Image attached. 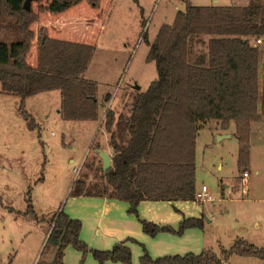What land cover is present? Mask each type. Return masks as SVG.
Masks as SVG:
<instances>
[{
    "label": "trees",
    "instance_id": "1",
    "mask_svg": "<svg viewBox=\"0 0 264 264\" xmlns=\"http://www.w3.org/2000/svg\"><path fill=\"white\" fill-rule=\"evenodd\" d=\"M24 1L0 0V15L13 20L21 35L20 41L11 44L0 42V92L21 97V112L31 129L36 123L25 109V100L53 90L61 92L63 119L98 120V82L84 76L95 53L93 44L41 32L36 64L28 61L35 38L31 26L39 13H61L83 0H45L37 13L25 9ZM87 1L99 5V0ZM184 2L185 8L177 10L174 20L163 23L153 41L147 40V60L155 63L158 77L135 95L127 113L116 115L108 109L103 119L107 145L113 152L111 167L103 168V187L126 200L129 212L138 217L143 200H196V143L204 123L216 120L223 130L235 123L237 165L245 173L251 159L252 123L264 118V0L208 6ZM258 38L262 44L255 43ZM109 98L107 94L105 101ZM86 187L85 178H77L73 193L82 194ZM29 202L27 213L35 214ZM139 219L152 237L204 225V217H184L177 230ZM81 229L80 219L64 209L56 212L46 242L55 249L50 264H63L70 245L88 251ZM92 252L100 263L132 264L131 248L124 241L110 250ZM234 254L264 260V247L237 238L222 250L221 257L206 249L158 258H152L144 247L140 264H222Z\"/></svg>",
    "mask_w": 264,
    "mask_h": 264
},
{
    "label": "rangeland",
    "instance_id": "2",
    "mask_svg": "<svg viewBox=\"0 0 264 264\" xmlns=\"http://www.w3.org/2000/svg\"><path fill=\"white\" fill-rule=\"evenodd\" d=\"M190 1L208 6L241 5L249 0ZM45 4V0L31 3L36 13ZM184 8V0H99L97 6L83 0L62 13H39L31 26L35 38L28 61L36 64L41 32L57 39L93 44L95 53L84 76L98 82L100 112L98 120H65L59 112L61 92H41L25 100V109L36 123L31 129L21 112V97L0 92V264H49L55 253L54 247L46 245L50 223L61 209L70 215L74 180L84 177L87 183L102 187L105 184L103 160L97 149L111 156L113 152L107 145L109 135L102 127L104 111L112 109L116 115L127 113L135 95L147 90L158 77L155 63L147 60V40L153 41L159 27L171 23L177 10ZM63 19H66L65 27L59 22ZM20 40L15 22L0 15V42L11 44ZM105 90L110 92L107 101ZM104 104H108L105 110ZM230 130L235 132L234 122ZM262 132V136L259 133L255 137L247 169L250 175L243 193L246 185L237 165V136L219 139L223 129L217 121L204 123L196 143L197 190L206 185L214 202H174L169 205L171 215L167 214L176 219L204 217L203 227L186 229L181 234L160 232L155 237L146 235L141 227V232L131 236L133 247L159 251L174 239L175 254L202 251L203 244L204 250L211 249L219 257L237 238L264 247ZM29 199L35 214L27 213ZM175 221L157 224L177 230L180 222ZM84 234L80 236L88 251L70 245L65 264H103L92 250L104 249H99L96 240L91 242ZM222 264H264V260L234 254Z\"/></svg>",
    "mask_w": 264,
    "mask_h": 264
},
{
    "label": "crops",
    "instance_id": "3",
    "mask_svg": "<svg viewBox=\"0 0 264 264\" xmlns=\"http://www.w3.org/2000/svg\"><path fill=\"white\" fill-rule=\"evenodd\" d=\"M248 3L249 1L241 5H247ZM235 4L237 5V3ZM65 20L66 19H63V22L59 20L60 24H63L64 27H65ZM104 92H107V94L110 93L109 91L106 90ZM104 92L102 93L104 94ZM105 108L106 105L104 104L103 109L105 110ZM104 117H105V111L102 119H104ZM231 125L232 123L230 124V127L228 129L223 130V134H229L227 138L237 136L236 130L235 132L230 130ZM262 131H264V118L259 122L252 123L251 156L255 146V137L257 138L258 137L257 134H259L260 132L263 133ZM244 183L246 185L247 181H245ZM246 189H247V185L245 188H243L242 192L245 193ZM228 194H231V192H229ZM72 200H73L71 205L72 210L69 212L70 216L71 217L74 216L73 218L77 216L82 219L81 233H85L84 236L86 239H88L91 242H94V240H96L97 243L96 246L99 249H104V250H110L111 247L114 246L116 243L124 241L131 248V251L133 250L132 251L133 264H140V258L144 254V248L142 250L140 248L133 247V242L130 239L132 238L131 236L133 234H138L139 231L141 232L142 224L140 222V219H138V217L134 213L129 212L130 205L126 200L116 197L113 191L105 189L104 187H102V185L98 186L97 184H92V183H87V187L82 194L73 193ZM174 202H185V201L184 200H177V201L143 200L140 202L138 206L139 217L141 219H146L160 224H169L168 223L169 220H177L175 222H181L182 219L180 217H178L177 219L175 217H172L174 219L169 217L171 215L169 205H171ZM167 214L170 215L168 216ZM48 231L50 232V228ZM145 234L148 235L147 233ZM174 241H175L174 239H170L167 242L168 245H166L164 249H160L159 251L151 252L149 249H147V251L149 252L152 258H158L170 254L174 255L177 252V251L172 252L174 248ZM202 246H203L202 249L203 251L204 245L202 244ZM202 251H197L194 253L198 254L201 253ZM178 252L181 253V255H184L190 253L191 251H184V252L178 251ZM51 260L49 261V264ZM63 264H65V262H63ZM103 264H126V263L106 261Z\"/></svg>",
    "mask_w": 264,
    "mask_h": 264
},
{
    "label": "built area",
    "instance_id": "4",
    "mask_svg": "<svg viewBox=\"0 0 264 264\" xmlns=\"http://www.w3.org/2000/svg\"><path fill=\"white\" fill-rule=\"evenodd\" d=\"M255 41H256L255 42L256 44H261L263 42L262 38H258ZM109 103H110L109 106H111L112 105V101H110ZM248 176H249V171L243 173V175H242L243 182L246 181ZM195 201H203V202L204 201H212V202H214L213 196L210 194L209 188L206 185H202L201 189L197 191L196 200Z\"/></svg>",
    "mask_w": 264,
    "mask_h": 264
},
{
    "label": "water",
    "instance_id": "5",
    "mask_svg": "<svg viewBox=\"0 0 264 264\" xmlns=\"http://www.w3.org/2000/svg\"><path fill=\"white\" fill-rule=\"evenodd\" d=\"M32 1L33 0H25L24 1V8L27 10H30L32 8V5H31ZM136 88L140 89V86L137 85ZM227 136H229V134H223V135L219 136V139H222V138L227 137ZM97 151L103 160V168L105 171H107L112 165L111 155L102 149H97Z\"/></svg>",
    "mask_w": 264,
    "mask_h": 264
}]
</instances>
